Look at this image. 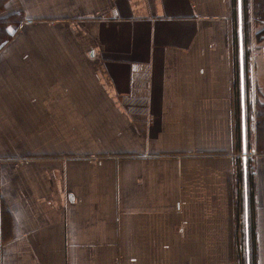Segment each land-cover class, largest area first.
Segmentation results:
<instances>
[{
  "label": "crops",
  "instance_id": "1",
  "mask_svg": "<svg viewBox=\"0 0 264 264\" xmlns=\"http://www.w3.org/2000/svg\"><path fill=\"white\" fill-rule=\"evenodd\" d=\"M253 9L13 0L24 22L0 47V264H231L234 250L264 264Z\"/></svg>",
  "mask_w": 264,
  "mask_h": 264
},
{
  "label": "trees",
  "instance_id": "2",
  "mask_svg": "<svg viewBox=\"0 0 264 264\" xmlns=\"http://www.w3.org/2000/svg\"><path fill=\"white\" fill-rule=\"evenodd\" d=\"M7 0H0V7H4L5 6V2ZM4 2V3H2ZM254 11H255V14H257V17L259 18H264V0H254ZM24 20V17L22 14H19L17 17H16V20H15V23L14 25H19L20 23H22ZM8 21H10V18H8ZM5 22V20H4ZM3 20L2 22L0 23V47L1 45H3L6 41V38L8 37H11L10 35V31L8 30V28L10 27L9 26H6L3 27V24H4ZM6 23V22H5ZM11 28H16L12 25ZM245 73H247L248 75V58L245 57ZM248 87H249V83H248ZM255 117V125H256V139H257V142L260 143V145L262 146V144L264 145V104H259L257 102L256 104V112H255V116H254V111L252 109V107L250 108V114L248 115V121H250V118H253ZM250 139V137H249ZM256 151L259 152V153H262L264 154V149H261V148H258L256 146ZM249 170H250V167L248 166V173H249Z\"/></svg>",
  "mask_w": 264,
  "mask_h": 264
},
{
  "label": "rangeland",
  "instance_id": "3",
  "mask_svg": "<svg viewBox=\"0 0 264 264\" xmlns=\"http://www.w3.org/2000/svg\"><path fill=\"white\" fill-rule=\"evenodd\" d=\"M12 2H13V0H7L6 2H5V6L4 7H0V23L2 22V20H3V22H4V20H5V22H4V24H3V27H5L6 28V26H9L10 25V27L8 28V29H10L11 27H12V25L14 26V27H16L15 28V30H16V32L19 34V32H23L22 30H21V26H22V24H23V22H24V20H23V22L22 23H20L19 25H14V23H15V20H16V17L19 15V14H14L13 12H12ZM2 3H4V2H2ZM8 18H10V21H8ZM261 20H264V18H259V17H257V14H255V11H254V9H253V18H252V22H253V25L255 26L254 28H258L259 27V23H261L260 21ZM261 25V24H260ZM10 36L11 37H7L6 38V41H5V43L4 44H6V43H10V42H12V40L14 39L13 37H14V35L10 32ZM21 34V33H20ZM2 46V45H1ZM256 55V56H255ZM259 57V53L257 52V51H254V55H253V57L251 58L250 57V63H251V65L254 63V60H256L258 57ZM264 100V99H263ZM264 102V101H263ZM252 107V109H253V111H254V108H253V105L251 106ZM250 142H249V144H251L252 146L254 145L255 147H254V151H252L251 152V154L253 155V152H256V150H255V148H256V146L258 147V148H261V149H264V145L262 144V146L260 145V143H258L257 142V139H256V137H255V135H254V131L253 132H251V134H250ZM259 155H264V154H262V153H259V152H256V154L254 155V156H252L253 158H255L256 156H259ZM233 175V178H235V177H238V175H237V171H234L233 172V174H229V177L230 176H232ZM239 178V177H238ZM240 257H241V250H234V257H233V260H232V263L231 264H240Z\"/></svg>",
  "mask_w": 264,
  "mask_h": 264
},
{
  "label": "water",
  "instance_id": "4",
  "mask_svg": "<svg viewBox=\"0 0 264 264\" xmlns=\"http://www.w3.org/2000/svg\"><path fill=\"white\" fill-rule=\"evenodd\" d=\"M241 1L239 0L240 8H241ZM240 60H241V70H242V76H244L245 73V57H244V43H243V35H242V26L240 27ZM244 80V78H243ZM242 108H243V141H244V157H245V176H247V160H248V148H247V124H246V104H245V97H244V86L242 87Z\"/></svg>",
  "mask_w": 264,
  "mask_h": 264
},
{
  "label": "built area",
  "instance_id": "5",
  "mask_svg": "<svg viewBox=\"0 0 264 264\" xmlns=\"http://www.w3.org/2000/svg\"><path fill=\"white\" fill-rule=\"evenodd\" d=\"M256 154V152H253V155L250 153V156H254Z\"/></svg>",
  "mask_w": 264,
  "mask_h": 264
}]
</instances>
